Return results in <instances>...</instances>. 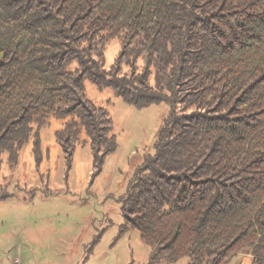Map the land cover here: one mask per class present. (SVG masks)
Returning a JSON list of instances; mask_svg holds the SVG:
<instances>
[{
  "label": "trees",
  "instance_id": "16d2710c",
  "mask_svg": "<svg viewBox=\"0 0 264 264\" xmlns=\"http://www.w3.org/2000/svg\"><path fill=\"white\" fill-rule=\"evenodd\" d=\"M85 81L138 109L170 107L120 199L123 229L151 249L147 264H264V0H0L9 168L30 138L39 164V130L52 119L67 168L87 144L100 173L117 143Z\"/></svg>",
  "mask_w": 264,
  "mask_h": 264
},
{
  "label": "rangeland",
  "instance_id": "374dc122",
  "mask_svg": "<svg viewBox=\"0 0 264 264\" xmlns=\"http://www.w3.org/2000/svg\"><path fill=\"white\" fill-rule=\"evenodd\" d=\"M121 38L104 49V68L119 56ZM142 63L138 62L137 71ZM128 68L122 67L125 73ZM88 99L108 113L117 148L108 155L97 176L87 144L74 150L68 169L54 132L61 123L50 119L39 130L40 162L36 164L32 139L19 152L11 169L0 157V264H147L150 247L136 230L123 229L120 199L136 169L152 155L158 133L170 107L138 109L110 89L99 91L85 81ZM238 255L229 264H249ZM182 258L172 264H186ZM169 264V263H160Z\"/></svg>",
  "mask_w": 264,
  "mask_h": 264
}]
</instances>
